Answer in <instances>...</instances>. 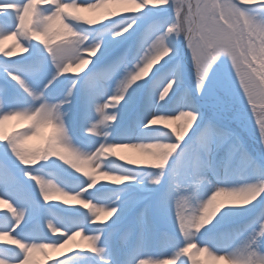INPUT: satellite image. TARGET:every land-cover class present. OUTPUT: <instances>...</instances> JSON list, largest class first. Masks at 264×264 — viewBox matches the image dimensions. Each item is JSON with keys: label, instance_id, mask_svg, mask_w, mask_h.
I'll return each instance as SVG.
<instances>
[{"label": "snow or ice", "instance_id": "obj_1", "mask_svg": "<svg viewBox=\"0 0 264 264\" xmlns=\"http://www.w3.org/2000/svg\"><path fill=\"white\" fill-rule=\"evenodd\" d=\"M108 5L106 0H0V46L16 40L6 49L0 47V62L11 60L17 47L24 53L16 56L21 59L11 70L5 69L0 125L12 118L29 123L10 136L0 132V205H6L0 209L4 249L0 264H32L37 250L61 252L63 258L53 264H70V254L85 252L62 251L77 236L88 243L86 252L96 254L99 264H166L164 256H170L173 264H189L190 259L191 264H199L191 249L224 264H264V192L258 200L225 204L247 206L256 201L249 211L259 208V213L252 221L236 224L232 213L221 211L223 206L210 223H197L201 212L219 197L240 196L257 185L212 187V200L206 197L192 208L195 193L182 191L176 179L182 171L177 150L194 151L216 131L197 123L201 117L195 105V94H207L213 85L218 104L223 102L219 89L225 87L246 100L264 140V18L247 11L248 6H264V0H134L130 5ZM96 10H103L96 19L80 14ZM111 25L118 27L101 37ZM173 35L183 36L196 78L188 97L180 92L179 72L171 68L172 49L165 41ZM134 45L143 55L129 68ZM73 70L80 74L67 75ZM66 105L86 125L88 140L83 146L74 144L69 134L67 113L62 111ZM166 121H183V126L171 131L156 126ZM137 128L141 131L134 137ZM46 129L50 131L39 152L27 146ZM51 143L58 146L56 152L49 150ZM149 147L165 149L163 158L155 163H126L161 170L150 181L160 187H149L145 194L124 188L114 193L111 203H100L96 186L101 177L125 178L114 185L135 179L131 174H114V160L108 170L103 162L116 157L118 149ZM50 157L70 166L64 171L72 170L71 184L62 187L30 166ZM202 180L198 176L195 183ZM73 200L86 211L66 207L55 222L49 218L55 207ZM102 215L107 221H101ZM256 219L257 227L238 240L236 233ZM161 245L160 255H147L149 248Z\"/></svg>", "mask_w": 264, "mask_h": 264}, {"label": "rangeland", "instance_id": "obj_2", "mask_svg": "<svg viewBox=\"0 0 264 264\" xmlns=\"http://www.w3.org/2000/svg\"><path fill=\"white\" fill-rule=\"evenodd\" d=\"M134 0H131V2L123 4V5H130L133 4ZM109 8H113L116 6H110ZM103 11V10H100ZM247 11L250 16H254L256 18H264V6L262 5H255V6H248ZM99 17V16H98ZM95 22V21H94ZM85 27H96V26H85ZM118 25H111L108 29L103 30L100 33V36L103 34H109L114 29H116ZM13 43H16V40L11 39ZM183 36L175 37L169 36L166 38L165 43L172 49V60H171V67L172 69L179 72V89L180 92L183 94V97L191 96L193 93V86H196V78L194 73L191 72L192 64L190 58L187 56V48L186 46L183 47L182 45ZM3 48L10 47L9 41H5L2 46ZM22 52V51H21ZM22 52L17 53L16 56L23 55ZM143 51L141 52L136 48V46H133V49L131 53L129 54V68L138 62L140 56H142ZM26 55V54H25ZM11 57V60H8L5 62H0V70H4L7 68L8 70H11L14 66L15 62L20 60L21 57ZM94 59V58H93ZM159 63H162V61L158 62L156 65L153 66V68L149 71V75H151V72L155 70L156 67L159 66ZM73 71H76L73 72ZM72 72L68 73L67 75H76L80 74L78 70H73ZM182 74L184 76H182ZM147 78V77H144ZM185 79V80H184ZM0 80L2 78L0 77ZM213 85L212 91H210L207 94L199 93L200 97L207 98L208 96H215V99L210 101L209 103H202L195 94V105L197 109L200 112L201 119L197 121L198 124H201L202 127L207 130L208 128H215V132L208 136V139L211 141L212 149L217 154V158H215L216 154L214 155V159L208 160L205 159L202 155V152L200 150V147L196 148L194 151H189V149L185 148L183 152H180V149H178V153H180L179 160L181 163L182 171L181 174L176 178L177 181L181 184L182 191L191 194L195 193L194 196L190 199L191 207H194V198L197 196V193L203 192L202 190L205 187H208L209 185H216L220 187H227L229 189L232 188H242L247 187L249 185L255 184L259 186L260 182H264V140L261 139L259 129H255L253 127H249L253 124H255L254 118H251L252 116H247L242 114L240 117L242 120H240L234 113L240 112L238 110L247 108V102L246 100L238 97L233 91H231L230 88L225 89L229 91L231 94L230 99L227 97L222 96V104H218L216 97L217 94L214 93V87ZM189 92L191 94H189ZM228 93V92H227ZM182 97V98H183ZM230 97V96H229ZM237 104V105H236ZM68 107H71L69 105H66L62 108V111H66ZM72 108V107H71ZM244 120H248V123ZM69 120L66 121V125L70 129ZM26 122L22 121L17 118H12L9 120L4 121L2 125H0V132H2L5 136H10L13 133L17 131H21L22 128L25 127ZM125 124H127V121H125ZM162 128L167 127V130L165 131H171L172 129L176 130L183 126V121H166L161 122L160 124ZM249 127L250 133L246 132V129ZM108 131H111L110 129H107ZM139 132L133 131L132 135L135 137L136 135H139ZM192 135V131L190 130L188 136ZM37 136L34 140H32L33 144L31 142L27 141V146L36 149L37 152H39V148L44 144V137ZM187 141V137L185 138V141H181L180 145L181 147L184 146V144ZM33 145V146H31ZM134 150V149H133ZM165 149H158L156 154V159L152 162L155 163L157 161H160L163 158ZM135 153V151H133ZM130 152L128 149H118L116 157L109 156L106 161H104L105 166L108 167L111 161H115L114 165H111V167L114 170V174H121V175H127V174H135L140 173L142 170H136L135 168L131 167L130 165L126 164V161L129 160L131 162V158L135 155ZM176 156L177 154H173ZM121 157H123V161H121ZM116 158H119L120 160H117ZM57 159V160H56ZM171 159V158H170ZM198 159L199 166L202 168V173L199 176L203 177V180L200 184H196L195 181L197 179L196 175V167H195V160ZM30 166H36L38 169V174L44 176L46 179H53L54 182L56 181L58 184L65 186L66 184H71V179L69 176L63 172L62 165L58 162V157H50L47 161H37L36 165H30ZM161 170L153 169L150 167H147V179L145 182V186L141 190H137L136 192H139L141 194L146 193V189L149 187H160V186H152L150 184L151 179L154 178V176L160 172ZM102 179V178H101ZM100 179V180H101ZM167 178H162V180L166 181ZM99 180V181H100ZM119 181V180H118ZM117 179L109 180L107 178H104L99 182V185L97 186L100 191L96 193L97 199L99 202H108L111 203L112 200L115 199L114 193L120 192L121 189L129 188L132 190H136L133 184H122V185H114L113 183H116ZM121 182V181H119ZM122 183V182H121ZM95 191V190H94ZM264 195V193H262ZM259 197H257V200ZM248 201V200H247ZM59 202L61 201H54ZM225 199L222 197H219L217 200V210L220 207L225 206ZM253 204H256V201H253L251 204L242 207L240 210H230L228 209L227 205L222 209V212H230L233 214V218L235 220L236 224H242L245 221H252L253 217L256 216L257 213H259V208L256 209L255 213L250 212L249 210L252 209ZM81 205L77 201H70L67 205H58L53 209L54 217L62 216L64 215V209L66 207H79L81 208ZM238 205V204H236ZM237 207V206H235ZM4 207L0 205V209H3ZM82 209V208H81ZM106 218V217H101ZM107 219V218H106ZM259 220L256 219V221L252 224H250L247 227V230L241 229L236 233V238L244 239L248 234L251 233L252 228L257 227ZM215 223V220L213 221ZM207 226V225H206ZM212 225H208V227H211ZM99 227V226H98ZM2 239V238H0ZM76 240L70 241L69 245L62 250L64 253H68V249L76 245ZM161 246L151 247L148 249L147 255L150 256H158L161 254V251L163 249ZM40 251V250H39ZM47 251L49 252V256L47 259L44 257L48 255ZM44 255L39 259V261L36 264H53V261L56 259L63 258L61 252H51L47 250ZM4 254V249L0 247V255ZM69 254V253H68ZM84 255L81 253L80 255L70 254V264H72V260L75 258H83ZM162 259V257H161ZM166 264H173L172 260L171 262H167ZM190 264V263H189ZM203 264V263H202ZM215 264H224L223 261H216Z\"/></svg>", "mask_w": 264, "mask_h": 264}, {"label": "bare ground", "instance_id": "obj_3", "mask_svg": "<svg viewBox=\"0 0 264 264\" xmlns=\"http://www.w3.org/2000/svg\"><path fill=\"white\" fill-rule=\"evenodd\" d=\"M129 2H131V0H106V3H108L110 6H116V7H117V5H123V4L129 3ZM101 13H102V11L96 10V11H85V12H82L80 14H82V15L86 16L87 18H90V19H96L98 16L101 15ZM92 22H94V21H92ZM108 35L109 34H103V35H101V37H105V36H108ZM7 41H9L10 46L12 44H14L11 39H9ZM21 51L22 50L19 47L13 49V56H16L17 53H20L21 54L22 53ZM171 56H173V55H171ZM171 67H173V65H171ZM73 72L76 73V71H73ZM4 76H5L4 70H0V77L2 78V80H0V84H3L4 83ZM65 112L67 113V115L64 117V120H65V123H66L67 120H69L68 123L70 125V129L69 128L68 129H69V134L72 137L73 143L76 144L77 146H83L84 143L88 140V136H87V134L84 131V127H86V125H82L81 120L79 119L76 111L73 108L68 107ZM28 126H29V123L26 122L25 127L22 128L21 131H23ZM156 126L162 128L161 125H156ZM104 130H107V129H104ZM49 131L50 130H47V129L44 130V132H43L42 135H47V133ZM134 131L138 132V131H141V129L137 128ZM34 139H35V137H33L31 140H29V142H31V144H33L32 140H34ZM204 141H205L204 142V145L202 147H200V150L202 152V155L204 156L205 159L212 160V159H214V155L216 154V152L214 150H212V151L210 150V149H212L211 146H213V145H212L211 141L208 139V136L204 138ZM31 146H33V145H31ZM133 151H135V153ZM157 151H158V149H153L151 152H146L143 149H139V148L134 149V150L133 149H130V152L134 153V154H132V156L135 155V156H133L131 158L132 159L131 162H136V161H149V162H153L156 159ZM215 156H216L215 158H217V154ZM116 159L117 160H120L119 158H116ZM58 162H59V164L62 165L63 172H65L64 171L65 168H67V167L70 168L69 165H63L62 164L63 163L62 161H58ZM194 162H195V167L197 169V170H195L196 173H197L196 177H198L202 173V168L199 166L200 164H199L198 159H196ZM104 166H105V164H104ZM131 167L135 168L136 170L137 169L138 170L141 169L142 171L140 173L133 174L132 176L135 179L133 181L126 182V184H133L134 187L136 188V190H133V191L141 190V189L144 188L145 182H146V179H147V176H148V173H147V167L148 166H131ZM104 170H108V167L105 166L104 167ZM71 171H72L71 169H68V172H71ZM68 172H65V173L68 175ZM80 175H82V173ZM93 175L94 176L102 175V173H96V172H94ZM101 178H100L101 180L104 179L103 177H101ZM124 179L125 178L122 177L121 179H117V180L123 182ZM99 180H98L97 186L99 185V182L101 181V180L100 181ZM212 187H216V185H209L208 187H205L202 190L203 192L197 193V196H195V198H194V204H193L194 207L193 208L197 207L200 201H203V200L206 199V197H209L210 196L209 189L212 188ZM223 198L225 199V203L226 204L232 203L234 205H236V204L239 205L241 203H247L248 202L247 199H242L239 196H229V195H226V196H223ZM73 201H75V200H73ZM100 203H108V202H100ZM234 205H227V207L230 210H236V211H238L242 207H244V206H237V207H235ZM1 206H3L4 208H6V205H1ZM81 208H82V210H85L86 211V209L84 208V205H81ZM49 218L50 219H53L54 222L56 220V218L54 216H50ZM106 218H101V221H107L108 218L107 219ZM98 223H99V221H98ZM109 223H111V221H109ZM98 226H99V228L105 227L104 225H92V227H98ZM0 238H2V236H0ZM74 240H76L75 241L76 242V245L77 244L80 245L79 249H77L76 248V245H75V246L71 247L70 249H68L67 252L70 254L71 251H75V250L85 251V252H81V253H83L86 256H84L83 258H75V259H73L72 260V264H99L98 258H96V254H89V253L86 252L88 250V243L86 241H83L80 236L75 237ZM198 247H200V245H198ZM46 251L47 250H43V251L37 250V251H35L33 253L32 264H36L39 261V259L44 255V253ZM49 251L54 252L52 250H49ZM209 251L211 252V250H209ZM190 253L199 262V264H202V263L203 264H215L216 261H219V260H212L211 257H210V255L208 253H199V252L196 251V249H191L190 250ZM215 254L216 253H212V255H215ZM105 258L108 259L109 261L112 260V257H110V256H106ZM162 260H164L166 263L167 262H171V257L170 256H164V257H162ZM189 263L191 264V259L189 260Z\"/></svg>", "mask_w": 264, "mask_h": 264}, {"label": "clouds", "instance_id": "obj_4", "mask_svg": "<svg viewBox=\"0 0 264 264\" xmlns=\"http://www.w3.org/2000/svg\"><path fill=\"white\" fill-rule=\"evenodd\" d=\"M89 22V21H86ZM97 23L99 22L98 20L96 21ZM115 147H123V146H115ZM163 147V146H161ZM49 150L52 152H56L58 150V146L54 143L49 144ZM146 152H151L153 149L151 147L149 148H144L143 149ZM114 155V153H111ZM122 177H115V179H121ZM262 192H264V185H259L252 189L251 191L245 192L241 194L239 197L242 199H247L248 202H251L252 200L256 199ZM213 196L215 193L212 194ZM208 200H212V196L208 197ZM217 210V205L215 203H212L206 212H201V218L197 221L199 226H203L205 222L210 223L211 219L213 218V213ZM191 215V213H189ZM198 230V228H197Z\"/></svg>", "mask_w": 264, "mask_h": 264}, {"label": "trees", "instance_id": "obj_5", "mask_svg": "<svg viewBox=\"0 0 264 264\" xmlns=\"http://www.w3.org/2000/svg\"><path fill=\"white\" fill-rule=\"evenodd\" d=\"M220 89H221V91L223 90L222 93H225L227 96H230V98H232V97H231V94L229 93V91H227L225 88H220ZM220 89H219V90H220ZM227 92H228V93H227ZM244 113H245V115H247L248 117H249V116H252V114H251V110H247V111H245ZM252 118H253V117H252ZM251 127L255 128V129H258V127L256 126V124L251 125L250 128H251Z\"/></svg>", "mask_w": 264, "mask_h": 264}]
</instances>
